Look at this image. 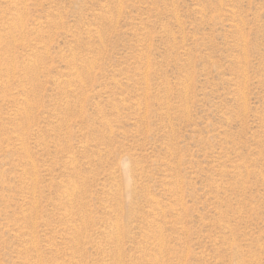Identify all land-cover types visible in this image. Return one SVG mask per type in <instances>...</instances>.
Segmentation results:
<instances>
[{
	"label": "rangeland",
	"instance_id": "rangeland-1",
	"mask_svg": "<svg viewBox=\"0 0 264 264\" xmlns=\"http://www.w3.org/2000/svg\"><path fill=\"white\" fill-rule=\"evenodd\" d=\"M0 264H264V0H0Z\"/></svg>",
	"mask_w": 264,
	"mask_h": 264
}]
</instances>
